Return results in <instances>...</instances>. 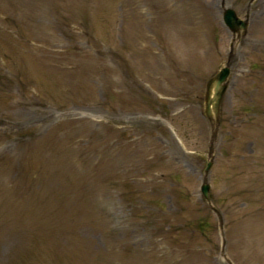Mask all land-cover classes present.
<instances>
[{
    "label": "rangeland",
    "instance_id": "374dc122",
    "mask_svg": "<svg viewBox=\"0 0 264 264\" xmlns=\"http://www.w3.org/2000/svg\"><path fill=\"white\" fill-rule=\"evenodd\" d=\"M249 1L0 0V264H264V0L202 114Z\"/></svg>",
    "mask_w": 264,
    "mask_h": 264
},
{
    "label": "water",
    "instance_id": "95a60500",
    "mask_svg": "<svg viewBox=\"0 0 264 264\" xmlns=\"http://www.w3.org/2000/svg\"><path fill=\"white\" fill-rule=\"evenodd\" d=\"M223 21L229 27L232 33L236 34L238 39L240 35V31L246 28V21L240 20L235 13L230 10L226 9L223 12ZM233 47L228 54L227 60L224 63V67L220 68L218 72L215 73L211 78L207 80L205 83V93H204V116L208 121L209 125V141H208V150H207V157L211 158L214 140L219 124V107L222 95L226 89V78L229 72V63L232 59ZM210 166V161L207 162V165L204 169V175L202 177V183L200 184L199 190L200 194L203 199L206 201L208 207L216 214L218 219V226H221V217L218 211L213 208L210 204L209 199V185L206 182V173ZM225 261L229 263V261L225 258Z\"/></svg>",
    "mask_w": 264,
    "mask_h": 264
}]
</instances>
